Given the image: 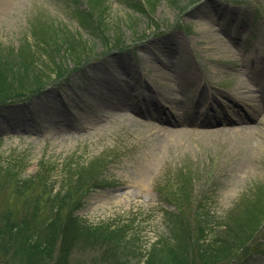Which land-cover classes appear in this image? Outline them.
<instances>
[{"label": "rangeland", "instance_id": "374dc122", "mask_svg": "<svg viewBox=\"0 0 264 264\" xmlns=\"http://www.w3.org/2000/svg\"><path fill=\"white\" fill-rule=\"evenodd\" d=\"M102 1L98 22L89 0H0V66L28 51L44 83L0 103V264H28L31 234L55 241L47 264H264V0ZM159 113L198 119L166 130ZM202 113L234 119L207 131ZM59 194L91 241L66 249L38 226ZM222 244L228 257L208 261Z\"/></svg>", "mask_w": 264, "mask_h": 264}, {"label": "trees", "instance_id": "16d2710c", "mask_svg": "<svg viewBox=\"0 0 264 264\" xmlns=\"http://www.w3.org/2000/svg\"><path fill=\"white\" fill-rule=\"evenodd\" d=\"M102 2H103L102 0H89L90 15L91 17H93L94 12H96L97 14L95 20L98 19V22L101 19L100 14L102 13V11H104L102 10L103 7ZM36 22L34 24L37 25L38 28L39 27L38 25L40 24L39 23L36 24ZM44 29L46 30L48 28H44ZM66 35L67 34H65V36L63 35L64 36L63 38L69 40V43L67 44L70 45L71 37L68 38L66 37ZM48 36L52 37L53 41H55L54 38L55 39L58 38L57 36H54V32L52 31H50V35L48 33ZM42 37H44L43 34L41 35V38ZM63 38L59 40L62 41ZM119 43H117V45H119ZM42 44L44 45V47L48 46L47 43L42 42ZM119 46H121V44ZM54 47L56 46L54 45ZM28 49L32 51V49L30 48ZM74 49L73 51H75ZM35 62L36 60L33 57V55L28 51H25V55L22 53L19 54L17 65H11L9 63H5L4 64L5 67L2 68L0 66V103L18 100L20 97H25L37 93L39 90L43 88L44 83L40 82L39 80H37L35 84H32V82L29 81L28 72L32 69L31 66L32 64L34 65ZM39 177L41 176L39 175L37 180L29 179L28 181H25V183L23 182V184L26 187H28L29 185H35L37 181L40 184L41 179L39 180ZM77 181H78V185H76L75 188L78 190L83 185L84 182L82 173L80 174V178L77 179ZM65 197L71 198L70 194L68 196H63V197L59 194L56 197L52 198L53 204H57L56 205L57 208L55 206L57 210V215L54 216V218H51L49 222L45 221L46 219L44 220L41 218L40 220L41 223L38 226L39 227L41 226L42 229L47 230L51 236L52 234L55 235L56 237H59V235H61L63 248L67 249L72 245H74L75 243L79 244L82 241H84V243L87 240L91 241L90 239L93 235L92 231L94 230L92 227H89L88 225L84 224L83 221L81 222L79 219H77L74 210L67 211V213L64 216L61 215V212L63 211L64 209L63 207L65 206L67 200V198ZM11 229H12L11 227L8 228V230ZM5 235L6 234H4L3 236L0 232V249L7 251L8 247H6V244L4 243V239H7L5 238ZM20 235H21V231L15 232L14 234L10 232L8 237L9 242L10 243L13 242L14 239H12V237L16 238L17 236ZM24 239L25 240L23 241L22 244H19V242L17 244H19V249L23 251L24 254H26L25 258L28 259V261L26 260L28 264H47L50 261L55 246V241L53 239L51 240V238L48 237V240L51 242L48 243L41 242L37 239L35 240L32 234L27 239L26 238ZM203 240L204 238L199 241L203 242ZM245 242H247V240ZM231 250H232L231 248L222 244L216 251H212V252L210 251L205 256L206 259L210 262L224 260L228 257ZM171 255L172 258L167 261V264H187L185 258H182L178 254L174 253ZM164 264H166V262Z\"/></svg>", "mask_w": 264, "mask_h": 264}, {"label": "bare ground", "instance_id": "6f19581e", "mask_svg": "<svg viewBox=\"0 0 264 264\" xmlns=\"http://www.w3.org/2000/svg\"><path fill=\"white\" fill-rule=\"evenodd\" d=\"M226 51L227 52H230V49H226ZM243 69H244V67H243ZM195 75H196V70H191V71H188L187 73H185V78H187V81H190V79H192ZM160 76L162 78H164L165 80H168V81L171 80L170 79V74L160 73ZM241 84L244 85V83H242V82H241ZM241 84H239V85H241ZM169 85H171V87H173L172 83L169 84ZM252 99L253 100H258V99H256V97H252ZM172 100H174L175 102H177V100L175 98H173V97H172ZM260 100L264 103V98L259 99V101ZM154 103H156V100L154 101ZM130 109L133 110L132 112L134 114H136V115L139 113V110L137 108H134L133 105L130 107ZM254 110H255V112L253 113V115L247 117V119L241 117L237 121V122L240 123V126H239L240 128H238L237 131H239L241 133L251 132L252 129H250L249 123H251L253 119L258 118L259 115L262 113V112L257 111L258 108H254ZM129 116H131V114ZM151 116L157 122L160 123V125H158V123L154 122V123L151 124L152 126H160V128H163V129H166V130H169L168 128H171L172 126L173 127L176 126V127H181L182 128V126L184 124H187V123L188 124L196 123V121L198 119V118H196V115L194 113H191V115L190 116H187L185 119H179L178 117L173 118V117H170V116H165L166 118H164L163 115H161L160 113L157 114V115H151ZM261 116H262V114H261ZM261 116H260V119H261ZM221 120H224L225 121L226 118H221L220 121ZM217 121H219L217 118H208L207 115H205L204 117H202V118H200L198 120V122L200 123V126H202V128H206L204 130H207V131H212V130L215 131L216 129H210V128L213 127V126H215V123H217ZM261 121H264V119H261ZM222 124H223V122H222ZM149 171L150 170L146 169V171H144V174L146 173V175H147Z\"/></svg>", "mask_w": 264, "mask_h": 264}]
</instances>
